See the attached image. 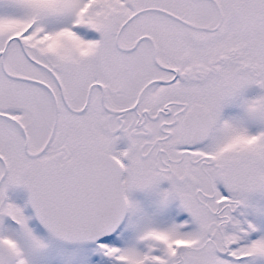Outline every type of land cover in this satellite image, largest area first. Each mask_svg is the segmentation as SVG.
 <instances>
[{
  "label": "snow or ice",
  "instance_id": "6c2138e0",
  "mask_svg": "<svg viewBox=\"0 0 264 264\" xmlns=\"http://www.w3.org/2000/svg\"><path fill=\"white\" fill-rule=\"evenodd\" d=\"M0 264H264V0H0Z\"/></svg>",
  "mask_w": 264,
  "mask_h": 264
}]
</instances>
